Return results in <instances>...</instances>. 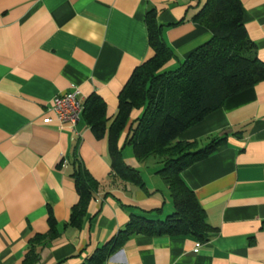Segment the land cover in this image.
I'll list each match as a JSON object with an SVG mask.
<instances>
[{"label":"crops","instance_id":"obj_1","mask_svg":"<svg viewBox=\"0 0 264 264\" xmlns=\"http://www.w3.org/2000/svg\"><path fill=\"white\" fill-rule=\"evenodd\" d=\"M202 2L0 0V264H21L34 237L45 238L35 264H84L132 215L156 220L173 210L156 173L161 163L137 160L125 144L140 110H132L118 146L145 188L114 176L106 133L97 135L82 117L61 126L45 118L56 95L77 88L83 105L94 94L102 99L109 125L134 69L153 55L147 10L156 11L174 53L165 67L173 69L212 36L192 19ZM241 3L264 62V0ZM213 137L223 144L181 172L213 228L208 240L136 234L100 264H264V80L228 97L177 140L203 146ZM77 166L97 183L79 227L67 224L79 201Z\"/></svg>","mask_w":264,"mask_h":264},{"label":"trees","instance_id":"obj_2","mask_svg":"<svg viewBox=\"0 0 264 264\" xmlns=\"http://www.w3.org/2000/svg\"><path fill=\"white\" fill-rule=\"evenodd\" d=\"M199 4V3H198ZM193 21L211 32V38L195 48L179 64L169 69L174 53L165 42L154 8L147 10L145 25L153 55L136 67L118 96L117 113L106 125L105 105L98 95H91L83 105L81 117L96 132L106 133L111 167L115 177L145 188L140 172L125 163L118 140L127 127L133 109L140 110L128 125L125 144L139 161L154 156L161 163L156 171L169 190L173 210L163 219L132 215L117 235L86 260L100 264L106 257L136 234L188 235L204 242L213 228L194 192L186 185L181 172L210 154L224 138L213 137L205 145L197 140H177L186 128L220 108L225 100L264 80V62L256 55L243 23L241 0H203ZM75 183L79 201L71 210L67 224L79 227L87 201L94 193L96 181L80 166ZM49 237L57 234L50 221ZM48 236V235H47ZM43 237L31 239V247L21 264H35Z\"/></svg>","mask_w":264,"mask_h":264},{"label":"built area","instance_id":"obj_3","mask_svg":"<svg viewBox=\"0 0 264 264\" xmlns=\"http://www.w3.org/2000/svg\"><path fill=\"white\" fill-rule=\"evenodd\" d=\"M47 110L52 112V116L46 117L45 122H56L59 126L64 123L73 125L79 120L83 110V103L79 98V90L74 88L56 95Z\"/></svg>","mask_w":264,"mask_h":264},{"label":"rangeland","instance_id":"obj_4","mask_svg":"<svg viewBox=\"0 0 264 264\" xmlns=\"http://www.w3.org/2000/svg\"><path fill=\"white\" fill-rule=\"evenodd\" d=\"M201 146V145H200ZM128 149H131V147L130 146H128Z\"/></svg>","mask_w":264,"mask_h":264}]
</instances>
